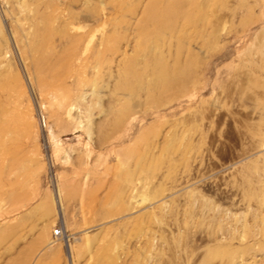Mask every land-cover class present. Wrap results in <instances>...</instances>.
I'll return each instance as SVG.
<instances>
[{"label": "rangeland", "instance_id": "374dc122", "mask_svg": "<svg viewBox=\"0 0 264 264\" xmlns=\"http://www.w3.org/2000/svg\"><path fill=\"white\" fill-rule=\"evenodd\" d=\"M0 264H264V0H0Z\"/></svg>", "mask_w": 264, "mask_h": 264}, {"label": "built area", "instance_id": "2783aa9c", "mask_svg": "<svg viewBox=\"0 0 264 264\" xmlns=\"http://www.w3.org/2000/svg\"><path fill=\"white\" fill-rule=\"evenodd\" d=\"M63 236V230L62 228H57L56 230H54V234L53 237L56 239H60Z\"/></svg>", "mask_w": 264, "mask_h": 264}, {"label": "bare ground", "instance_id": "6f19581e", "mask_svg": "<svg viewBox=\"0 0 264 264\" xmlns=\"http://www.w3.org/2000/svg\"><path fill=\"white\" fill-rule=\"evenodd\" d=\"M262 234V233H261Z\"/></svg>", "mask_w": 264, "mask_h": 264}]
</instances>
